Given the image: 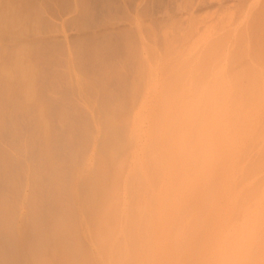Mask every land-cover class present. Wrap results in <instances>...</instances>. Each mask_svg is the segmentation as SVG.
Wrapping results in <instances>:
<instances>
[{
	"label": "rangeland",
	"instance_id": "1",
	"mask_svg": "<svg viewBox=\"0 0 264 264\" xmlns=\"http://www.w3.org/2000/svg\"><path fill=\"white\" fill-rule=\"evenodd\" d=\"M179 74L181 102L217 77L264 86V0H0V264H68L54 253L59 224L83 264L118 261L111 221L101 261L93 209L104 187L122 209L107 215L132 208V177L148 179L143 133Z\"/></svg>",
	"mask_w": 264,
	"mask_h": 264
},
{
	"label": "clouds",
	"instance_id": "2",
	"mask_svg": "<svg viewBox=\"0 0 264 264\" xmlns=\"http://www.w3.org/2000/svg\"><path fill=\"white\" fill-rule=\"evenodd\" d=\"M142 138L116 264H264V86L205 81Z\"/></svg>",
	"mask_w": 264,
	"mask_h": 264
},
{
	"label": "bare ground",
	"instance_id": "3",
	"mask_svg": "<svg viewBox=\"0 0 264 264\" xmlns=\"http://www.w3.org/2000/svg\"><path fill=\"white\" fill-rule=\"evenodd\" d=\"M33 34H34V33H33ZM22 35H23V34H22ZM13 36H14V35H13ZM34 36H35V35H34ZM36 36H37V35H36ZM17 37H18V36H17ZM37 37H38V36H37ZM35 38H36V37H35ZM19 39H20V38H19ZM34 40H35V39H34ZM3 41H4V40H3ZM23 41H24V40H23ZM242 44H243V43H242ZM242 50H243V49H242ZM244 51H245V50H243L242 52L244 53ZM259 51H260V50H259ZM208 53H209V52H208ZM218 53H219V52H218ZM210 55H212V54H210ZM209 58H210V57H209ZM210 60H212V59H210ZM213 60H214V59H213ZM193 62H194V61H193ZM186 64H187V63H186ZM189 65H190V64H189ZM184 66H185V64H184ZM208 66H209V65H208ZM189 67H190V66H189ZM209 68H210V67H209ZM172 70H173V69H172ZM254 71H255V70H254ZM192 72H193V71H192ZM194 72H195V71H194ZM201 73H202V72H201ZM206 73H207V71H206ZM247 73H248V72H247ZM249 73H250V72H249ZM249 73H248V74H249ZM176 74H177V73H176ZM184 74H185V73H184ZM196 74H197V73H196ZM179 75H180L181 77H180ZM179 75H178V76L176 75L175 78H174V77H171V78H170V79L172 80V82L169 80V83H171V85L167 83L168 85L171 86V87L169 88V86L167 85L168 87H167V89H166V91L168 90V88H169V90H171V91L168 90L169 92L167 91V93H170V94H167L166 91H164V92H165V93H164L165 95L162 94V95L160 96V98H159V101H157V102L159 103V102L161 101V100H160L161 97L164 96V98L162 97V99H163L164 101H167V102H168V100H169V103H168L167 105L165 104V105L167 106V107H165V105H164V103H162V102H163V101H162L161 103L164 105V106L162 105V108H159V107L161 106V104H160V106L157 105V106H159V107H158L159 109L157 108V109H158L157 111H158V112L161 111V112L158 113V112L156 111V112H157L156 116L153 114L155 117H153V118H154V122H152V123H153L152 125H154L156 122L162 120L167 114H169L172 110H174V109H175V108L181 103V99H180V97H178V95H175V99H174V92H176L175 90H177V92H178V88H179V90H180L181 87L184 86V85H182V84H184L182 80H185L186 77H185V75H183V74H179ZM182 75L184 76V78H183ZM194 75H195V74H194ZM188 76H189V75H188ZM168 77H169V76H168ZM177 77H178V78H177ZM192 77H193V76H192ZM196 77H197V76H196ZM202 77H203V76H202ZM253 77H255V75L252 76V78H253ZM173 78H174V79H173ZM204 78H205V77H204ZM167 80H168V79H167ZM195 80H196V79H195ZM200 80H201V79H200ZM240 80H241V79H240ZM251 80H252V79H251ZM254 80H255V78H254ZM254 80H252L251 82H253ZM202 81H203V80H202ZM203 82H204V81H203ZM256 82H257V81H256ZM180 83H181V84H180ZM253 83H254V82H253ZM253 83H252V84H253ZM257 83H258V82H257ZM257 83H255V84H257ZM199 84H201V83L199 82ZM199 84H197V85H199ZM180 85H181V87H178V86H180ZM257 85H258V84H257ZM257 85H254V86H257ZM191 86H192V85H191ZM165 87H166V86H165ZM165 87H164V88H165ZM176 87H177V89H175ZM194 87H195V86H194ZM257 87H258V86H257ZM183 88H184V87H183ZM174 89H175V90H174ZM161 90H162V89H161ZM192 90H193V89H192ZM153 91H154V90H153ZM154 92H155V91H154ZM177 92H176L175 94H177ZM166 94H167V95H166ZM148 95H149V93H148ZM148 95H147V96H148ZM152 95H153V94H152ZM168 95H169V96H168ZM165 96H168V97H167L168 100H166V97H165ZM163 107H164V108H163ZM162 111H163L164 113H162ZM161 113H162L163 115H161ZM158 114H159V115H158ZM141 115H142V114H141ZM156 117H157V118H156ZM153 118H152V119H153ZM155 118H156V119H155ZM141 119H142V117H141ZM138 122H139V119H137V121H136V123H135V127L137 126V123H138ZM117 125H118V124H117ZM138 126H139V125H138ZM120 127H121V126H120ZM108 128H109V127H108ZM148 129H149V128H148ZM107 132H108V131H107ZM137 133H138V132H137ZM106 135H107V134H106ZM109 135H110V134H109ZM112 135H113V134H112ZM134 135H135V134H134ZM114 136H115V135H114ZM114 136H113V137H114ZM110 137H111V136H110ZM115 137H116V136H115ZM128 138H129V137H128ZM135 140H136V139H135ZM113 141H114V140H113ZM111 142H112V140H111ZM121 142H122V140H121ZM128 142H129V141H128ZM114 143H116V144H113L114 146H113V150H112V151H114V153H119V152L122 150V144H121L119 141H116V142H114ZM129 144H130V143H129ZM129 144H127V145H129ZM133 144H134V143H132V146H133ZM111 146H112V144H111ZM123 150H124V149H123ZM102 152H103V151H102ZM106 153H107V152H106ZM111 153H113V152H111ZM144 154H145V153H144ZM112 155H113V154H112ZM100 157H101V155H100ZM109 157H110V156H109ZM104 158H105V157H104ZM112 158H114V157L112 156ZM145 158H146V157H145ZM105 159H106V158H105ZM114 159H115V158H114ZM128 159H129V158H128ZM103 160H104V159H103ZM103 160H102V161H103ZM108 160H109V159H108ZM115 160H116V159H115ZM129 160H130V159H129ZM123 161H124V160H123ZM108 162H111V161H108ZM146 162H147V161H146ZM105 163H106V162H105ZM112 163H115L114 160H113V162H111L110 164L112 165ZM124 163H126V162H124ZM108 164H109V163H108ZM119 164H121V162H120ZM100 165H101V166H100V167H101V168H100V171H101L103 168L105 169V166H107V168H108V165H105V166H104V165L102 166V164H100ZM124 165H125V164H124ZM120 166H121L120 168L122 169V164H121ZM144 166H145V165H144ZM98 168H99V167H98ZM107 168H106V169H107ZM104 169H103V170H104ZM136 169H138V170H143V168L139 169L138 166H137ZM108 170H109V169H108ZM123 171H124V170H123ZM126 171H127V170H126ZM143 171H144V170H143ZM103 172L105 173V175H104V173H102V171H101L100 173H102L103 176H101V177L99 176V177L101 178L102 181H105V180H106L105 178H107V177H106V170H104ZM109 172H110V171H109ZM146 172H147V171H146ZM136 173H137V172L135 171L134 176L136 175ZM93 174H94V173H93ZM109 174H110V173H109ZM100 175H101V174H100ZM95 176H96V175H95ZM97 176H98V175H97ZM104 176H105V178L103 179ZM117 176H118V174H117ZM117 176H116V177H117ZM121 176H123V172H122V175H121ZM109 177H110V176H109ZM140 177H141L140 180H142V176H141V175H139V178H140ZM112 178H113V177H112ZM117 178H118V177H117ZM137 178H138V175L135 176L134 178L132 177V179H134L133 181L136 182L134 185L138 186L137 188H139V187L142 188V187H143V185H141L142 181H139V178H138L137 181H138V182H141V183H138V182L136 181ZM121 179H122V178H121ZM99 180H100V179H99ZM99 180H98V182H99ZM115 180H116V179H115ZM115 180H114V182H116ZM112 181H113V180H112ZM117 181H118V179H117ZM133 181H132V182H133ZM95 182H96V181H95ZM100 182H101V181H100ZM100 182H99V185H100ZM109 182H110V181H109ZM128 182H129V181H128ZM102 183H103V182H102ZM116 183H117V182H116ZM103 184H104V183H103ZM103 184L101 185L102 187H104ZM119 184H120V182H119ZM119 184H118V185H119ZM122 184H123V183H122ZM138 184H140V185H138ZM108 185H109V184H108ZM90 186H91V185H90ZM97 187H98V186H97ZM99 187H100V186H99ZM114 187H116V185H115ZM127 187H128V186H127ZM134 187H135V186H134ZM85 188H86V187H85ZM110 188H111V187H110ZM137 188H135V189L133 188V189L136 190ZM91 189H92V188H91ZM95 189H96V187H95ZM98 189H99V190L96 191V192L99 193V191H100V192L103 191V196H102V195L99 196V195H100V194H99V195H98L99 199H98V198H97V195H96V198L98 199V202L95 203V204H97V206H96V210H95V207L93 206V207H94L93 211H96V213L94 212V213H95L94 217H96V214H98L97 218L95 219V222H96V220L99 218V215H100V217L102 218V220H100L101 218L98 219V220H100L101 223H102V224H100V221L98 222V225L100 226V228H101L102 230L99 229L100 231H99V230L97 231V229L99 228V226L97 225V227H96L97 236L95 235V234H96V232H95V234H94L95 236H94V237H95V238L97 237V238L99 239V238H101V237L103 236L102 238H104V237H105V233H103V232H106L107 234H109V233H108V229H107V227H108V228H111L110 231H111L112 233L110 232L111 234L106 235V236H111V237L114 236V237H116L115 235L118 234L117 231H118L120 228H122V227H120V228L118 227V230H117V225H118V226L121 225V224H119L118 221H120V218L123 217V216H119V214L121 215L122 211H121V213H118L119 220L116 219V218H117V215H116V214H117V212H118V209H119V210H122V209H120V206H118V208L116 207V206L119 205V204H117V203L115 204V203H114L115 201L113 202V200H112L113 198H112V199H111V201L113 202V205H112V206H113V207H114L115 205H116V206H115L114 208H112L111 206H110V207L112 208V210L117 209V211L115 210V211H116V214H115V211H112V213H111V211H110L111 214L107 215V213L105 212L106 208H108V207H106V205H107L106 203H107V200H108L107 198L110 199V197H111L112 195H111V196H110V195L107 196V195H105V194H107V193L104 194V191H105L106 187L103 188L104 190H102V188H98ZM112 189H113V188H112ZM116 189H117V188H116ZM131 189H132V187H131ZM88 190H89V189H88ZM101 190H102V191H101ZM138 190H140V189H138ZM138 190H136V192H138ZM92 191H93V190H92ZM107 191H109V190L107 189ZM107 191H105V192H107ZM116 191H117V190H116ZM116 191H115V192H116ZM129 191H130V190H129ZM93 192H94V191H93ZM109 192H111V191H109ZM131 192H132V191H131ZM134 192H135V191H134ZM111 193L113 194L114 192L112 191ZM111 193H110V194H111ZM87 194H88V193H87ZM94 194H95V193H94ZM108 194H109V193H108ZM118 194H119V193H118ZM133 194H134V193H133ZM128 195H129V194H128ZM131 195H132V194H131ZM82 196H83V195H82ZM85 196H86V195H85ZM90 196H93L92 193H91ZM106 196H107V197H106ZM109 196H110V197H109ZM113 196H114V195H113ZM113 196H112V197H113ZM136 197H137V196H136ZM89 198H90V197H89ZM94 198H95V197H94ZM94 198H93V199H94ZM116 198H117V197H116ZM129 198H130V197H129ZM84 199H86V197H85ZM114 199H115V196H114ZM86 200H87V199H86ZM88 200H89V199H88ZM120 200H121V199H120ZM91 201H92V200H91ZM91 201H89V204H91ZM108 201H109V200H108ZM111 201H110V202H111ZM116 201H117V200H116ZM77 202H78V201H77ZM110 202H108V203L110 204ZM112 202H111V203H112ZM134 202H135V199H134ZM118 203H119V202H118ZM121 203H122V202H121ZM89 204H87V206L85 205V207H80V208H84L85 211H87V212H85V214L87 215L86 217H88L87 219H89L88 221H90V223H91V222L93 223V221H92V218H93V216H92V205H93V204H91V206H89ZM95 204H94V205H95ZM114 204H115V205H114ZM132 204H134V203H132ZM110 205H111V204H110ZM83 206H84V205H83ZM88 206H89V207H88ZM107 206H109V205H107ZM132 206H133V205H132ZM132 206H131V207H132ZM110 207L108 208L109 210H111ZM129 207H130V206H129ZM86 208H87V209H86ZM84 209H83V210H84ZM97 209H98V210H97ZM108 209H107V210H108ZM109 210H108L107 212H109ZM104 212H105V213H104ZM119 212H120V211H119ZM113 213H114L115 215H114ZM83 214H84V213H83ZM101 214H104L105 216L107 215V216H108V217L106 216L107 218H109V217L112 218V220H114V223H113L112 220H110V218H109V220H106L107 218H105L104 215H103L104 217L101 216ZM122 214H123V213H122ZM111 215L115 216V218L112 217ZM104 218H105V220H104ZM93 219H94V218H93ZM123 219H125V217H124V218H121V220H123ZM85 220H86V219H85ZM98 220H97V221H98ZM103 220H104L105 222H103ZM58 221H59V220H58ZM106 221H107L108 223H106ZM110 221H111V223H112L113 225H115V226H113V225L110 223ZM63 222H64V224H65V221H63ZM117 222H118V223H117ZM122 222H123V221H122ZM66 223H67V222H66ZM115 223H117V225H116ZM95 224H97V223H95ZM104 224H105V225H104ZM106 224H107V225L111 224V226H107V227H106ZM122 224H123V223H122ZM103 225H104V226H103ZM66 226H67V225H66ZM90 226H92V224H90ZM101 226H103V227H101ZM56 227H57V228H56V231H57V233H58V234H57L58 236H57V240H56V242H55V244H56V246H55V249H56V250L54 249V250H55V251H54L55 255H56L57 253L61 254V256L64 258V260H65L66 263H68V264H81V263L83 264V263H85V262H83V260H84V261H85V259L88 260V258H89V261H90V256H89L90 254H89V253H88L89 255L85 256V258H82V257H81L82 259H79V260H81V261H79V260H78V257H77L79 252L76 251V252H77V253H76L75 251H72V250L69 248V245H68V242H69V241H68V239H67V235H68V234H66V232H67V231H66V228H65L63 225H61V224H59V225L56 226ZM112 227H114V228H116V229H115V230H112V229H114V228H112ZM73 228H74V227H73ZM105 228H106V230H105ZM90 229H91V228H90ZM120 230H121V229H120ZM113 231H116V232H113ZM99 232H100V233H99ZM118 232H120V231H118ZM102 233H103L104 235H103ZM114 233H117V234H114ZM98 234L101 235V236L99 237ZM112 234H113V235H112ZM92 235H93V234H92ZM55 237H56V236H55ZM90 237H91V236H90ZM97 238H96V239H97ZM102 238H101V239H102ZM108 238H109V237H106L105 239L108 240ZM70 239H71V238H70ZM101 239H99V240H101ZM102 240H104V239H102ZM107 240H106V241H105V240H104V241H100V242H104L103 244L99 242L100 246H101V244H102V246H101V248H100V250L103 249V254H102V256H103V255L106 256V252L111 248L110 246H112V245L109 244V243H111V242H109V240L112 241L113 239H112V238H111V239L109 238L108 242H107ZM40 241H41V240H40ZM114 241H115V240H114ZM106 242H107V244H106ZM96 243H98V242H96ZM99 244H98V245H99ZM108 244H109L110 246H109ZM112 244H114V242H112ZM40 245H41V244H40ZM71 245H72V244H71ZM116 245H117V244H116ZM105 246H107L108 248L106 247V249H104L103 247H105ZM72 247H73V246H72ZM109 247H110V248H109ZM116 247H117V246H116ZM116 247H115V248H116ZM115 248H114V250H115ZM82 249H83V248H82ZM111 249H112V248H111ZM111 249H110V250H111ZM50 250H51V249H50ZM104 250H107V251L105 252ZM110 250L108 251L109 253H110ZM35 251H36V250H35ZM31 252H32V251H31ZM37 252H38V251H37ZM46 252H47V251H46ZM88 252H89V251H88ZM98 252H99V251H98ZM101 252H102V250H101ZM108 252H107V256L110 257V254L108 255ZM114 252H115V251H113V253L111 252V254H114V257H115V253H114ZM116 252H117V250H116ZM54 253H53V254H54ZM42 254H43V253H42ZM44 254H45V252H44ZM51 254H52V253H51ZM59 254H57V255H59ZM84 254H85V253H84ZM116 254H117V258H118L117 260H119V259H120V258H119V255H118V253H116ZM35 255H36V254H35ZM37 255H38V254H37ZM47 255H48V254H47ZM47 255H45V256H47ZM55 255H53L52 257L54 258ZM57 255H56V257H58ZM100 255H101V254H100ZM39 256H40V255H39ZM39 256H38V257H39ZM42 256H43V255H42ZM45 256H44V257H45ZM104 256H103V258L101 257V258H102L101 261L105 260V259H104V258H105ZM107 256H106V257H107ZM59 257H60V256H59ZM41 259L44 261L43 257L40 258V259H37V260H38V261L40 260V262H41ZM55 259H56V258H55ZM107 259H108V260H107ZM107 259H106V260L109 262L110 259H111V257H110V259H109V258H107ZM35 260H36V259H35ZM47 260H48V259H47ZM47 260H46V257H45V262H46ZM106 260H105V261H106ZM114 260L116 261V257L114 258ZM43 261L41 262V264L43 263ZM52 261H54V259H52ZM89 261H86V262H87L88 264H90ZM98 261H99V260H98ZM105 261L103 262L104 264H105ZM107 261H106V262H107ZM115 261H113V262H115ZM36 262H37V261H36ZM54 262H55V261H54ZM79 262H81V263H79ZM91 262H93V264L96 263V262L94 263V259H93V261H91ZM108 262H107V263H108ZM46 263H47V262H46ZM49 263H50V262H49ZM60 263H61V262H59V263H58V262H57V263L55 262L54 264H60ZM44 264H45V263H44ZM47 264H48V263H47ZM51 264H53V262H52ZM63 264H64V263H63ZM91 264H92V263H91ZM111 264H113V263H111ZM115 264H116V263H115Z\"/></svg>",
	"mask_w": 264,
	"mask_h": 264
}]
</instances>
